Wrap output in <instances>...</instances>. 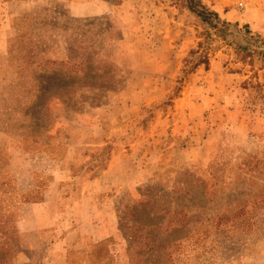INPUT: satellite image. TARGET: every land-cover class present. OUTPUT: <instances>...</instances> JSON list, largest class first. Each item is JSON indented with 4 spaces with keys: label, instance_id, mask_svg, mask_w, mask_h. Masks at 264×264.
<instances>
[{
    "label": "rangeland",
    "instance_id": "374dc122",
    "mask_svg": "<svg viewBox=\"0 0 264 264\" xmlns=\"http://www.w3.org/2000/svg\"><path fill=\"white\" fill-rule=\"evenodd\" d=\"M181 1L0 0V101L29 86L14 67L26 30L63 58L65 38L40 27L49 11L110 27L99 43L116 72L102 103L67 116L52 105L61 149L27 153L0 130L13 264H264V0H200L230 24L220 33ZM198 43L207 69H191Z\"/></svg>",
    "mask_w": 264,
    "mask_h": 264
},
{
    "label": "trees",
    "instance_id": "16d2710c",
    "mask_svg": "<svg viewBox=\"0 0 264 264\" xmlns=\"http://www.w3.org/2000/svg\"><path fill=\"white\" fill-rule=\"evenodd\" d=\"M181 2L184 8L203 25L218 33L221 32V27L230 26L229 23L221 21L216 12L207 9L200 0H182ZM37 15L36 12L32 13L27 23L31 29L34 24H37V18H39ZM43 21L40 27L46 28L45 31L55 30L45 34V38H65L63 58L53 59L48 50H45L46 44L36 31L26 30L25 33L30 39L22 41L21 33L24 30H20L18 33L21 39L16 41L20 49L23 47L20 50L22 61L16 66L11 65L10 55L8 61L16 68L20 77L29 80V86L23 88L19 83H9L11 85L8 84V92L5 93L8 98H2L0 101V130L6 136L16 140L27 153H47L62 145V142L58 141L61 138L60 131L54 132L57 116L53 112L52 105L55 102L60 104L66 116L69 112L72 114L80 112L85 105L100 104L106 97V92L111 88L107 81L116 76L114 65L105 62L104 59L108 55L99 43L102 37L110 34L112 31L110 27H95L98 25L93 22L89 24L84 19H72L58 11H49ZM201 45L198 43V48L189 52L191 55L199 54L191 68L193 70L198 66L207 69L209 65L208 54L203 51L199 52ZM237 51L249 52L246 47H238ZM10 53L9 49L8 54ZM259 54L264 59V52ZM62 140L64 146L66 139ZM7 160H0V162L4 164ZM258 164H260L259 161H254L244 167L253 171ZM211 168L212 175L215 176L214 173H218L219 168L218 166ZM3 185L6 183L0 184V186ZM217 190V182H215L210 192L205 191V194L210 195ZM2 195H4L3 192L0 193V264H13L17 240L14 227L16 214L5 209ZM256 203L260 202L256 201ZM136 206L145 207L146 204L137 203ZM180 207H183L182 200H180ZM242 212H244V207L235 210L234 214ZM231 218L224 213L217 220L227 222L229 219L235 220L236 217ZM138 222L142 224V228L137 229L140 232L141 241L136 245L139 246L142 242L145 246L148 225H145L142 220ZM171 223L174 228H177L181 222L179 223L175 217ZM134 236L136 233L130 232L129 237L135 238Z\"/></svg>",
    "mask_w": 264,
    "mask_h": 264
},
{
    "label": "crops",
    "instance_id": "0c3cea01",
    "mask_svg": "<svg viewBox=\"0 0 264 264\" xmlns=\"http://www.w3.org/2000/svg\"><path fill=\"white\" fill-rule=\"evenodd\" d=\"M44 199H45V198H44ZM45 200H48V199H45ZM75 232H76V231H75ZM69 235L72 236L71 232L68 234V236H69Z\"/></svg>",
    "mask_w": 264,
    "mask_h": 264
},
{
    "label": "water",
    "instance_id": "95a60500",
    "mask_svg": "<svg viewBox=\"0 0 264 264\" xmlns=\"http://www.w3.org/2000/svg\"><path fill=\"white\" fill-rule=\"evenodd\" d=\"M260 50L264 52V48H261Z\"/></svg>",
    "mask_w": 264,
    "mask_h": 264
}]
</instances>
